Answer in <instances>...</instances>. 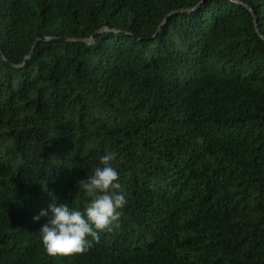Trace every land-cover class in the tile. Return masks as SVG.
<instances>
[{
    "label": "trees",
    "instance_id": "trees-1",
    "mask_svg": "<svg viewBox=\"0 0 264 264\" xmlns=\"http://www.w3.org/2000/svg\"><path fill=\"white\" fill-rule=\"evenodd\" d=\"M107 152L119 226L48 254ZM0 264H264V0H0Z\"/></svg>",
    "mask_w": 264,
    "mask_h": 264
},
{
    "label": "clouds",
    "instance_id": "clouds-1",
    "mask_svg": "<svg viewBox=\"0 0 264 264\" xmlns=\"http://www.w3.org/2000/svg\"><path fill=\"white\" fill-rule=\"evenodd\" d=\"M116 153L99 157L98 165L81 184L80 190L88 197L81 210L67 202H54L41 209L34 221L48 217L39 228L40 240L50 255L74 254L88 251L98 242L102 232L119 226L121 209L127 204L120 183V173L113 166Z\"/></svg>",
    "mask_w": 264,
    "mask_h": 264
}]
</instances>
